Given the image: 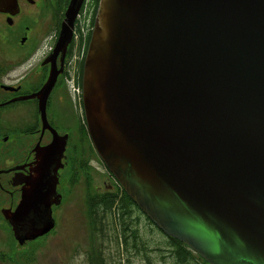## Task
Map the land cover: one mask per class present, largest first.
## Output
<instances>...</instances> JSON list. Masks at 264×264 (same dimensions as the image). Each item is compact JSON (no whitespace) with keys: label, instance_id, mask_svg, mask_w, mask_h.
<instances>
[{"label":"water","instance_id":"water-1","mask_svg":"<svg viewBox=\"0 0 264 264\" xmlns=\"http://www.w3.org/2000/svg\"><path fill=\"white\" fill-rule=\"evenodd\" d=\"M83 88L97 152L164 233L209 264H264V0H101ZM28 201L13 224L34 239L53 227Z\"/></svg>","mask_w":264,"mask_h":264},{"label":"flooded vegetation","instance_id":"flooded-vegetation-1","mask_svg":"<svg viewBox=\"0 0 264 264\" xmlns=\"http://www.w3.org/2000/svg\"><path fill=\"white\" fill-rule=\"evenodd\" d=\"M99 1L84 0L81 11L89 9L91 20ZM71 2L0 0V231L13 238L14 230H29V225L26 229L15 227L9 219L20 211L24 199L29 200L27 212L32 219L49 217L51 211L56 222L53 231L71 217L77 223L76 230H81L89 215L87 203L81 197L82 127L65 83L71 46L65 61L61 56L56 59L58 77L47 101L46 123L39 98L53 70L51 54H45L42 48L50 36L59 37ZM57 136L68 137L62 161L58 151L49 153ZM103 174L107 175L105 171ZM103 174H97L99 181L91 178L94 189L90 187L89 202V211L98 220L101 242L109 239L107 230H124L127 226L129 230H141V211L134 205L122 213L125 224L117 229L107 215L109 212L103 215L105 197L110 193L119 195L114 179L108 175L102 181ZM122 201L127 202L126 197L121 196ZM52 232L34 242L48 237H59L62 242L66 237L62 232L52 237ZM19 236L23 238L24 233L21 231ZM81 246L80 240L74 244L77 249Z\"/></svg>","mask_w":264,"mask_h":264},{"label":"rangeland","instance_id":"rangeland-1","mask_svg":"<svg viewBox=\"0 0 264 264\" xmlns=\"http://www.w3.org/2000/svg\"><path fill=\"white\" fill-rule=\"evenodd\" d=\"M72 104L73 101L70 98ZM79 119L81 123V127L85 125L84 119ZM82 121V122H81ZM82 129L81 134V167H82V176H81V184H82V195L87 193V188L90 186L94 189V185L91 183V178L95 177L97 181L101 180L97 174H103L105 171L102 162L99 160L97 154L93 152L91 147V141H89ZM104 175V174H103ZM108 175V174H107ZM107 175H104L102 181L106 178ZM108 177V176H107ZM75 211V210H73ZM72 211V212H73ZM84 216V214H83ZM146 219L142 220L141 230L142 236L146 237V239L153 242V244H158L159 241L165 242L166 238L160 232H156L152 234L150 232V228L147 227ZM87 220H84L82 224L81 230L77 229V223L75 222L74 218L71 217L69 220L66 221V224H60L59 230H55L52 232V237L55 236L56 233H65L66 237H63L62 242L61 238L54 237L51 238H44L39 240L35 245H27L25 248L20 246L17 248L14 243L11 241V236L5 234V232L0 231V264H91L90 260L87 257L92 251L91 244H88V233L90 231L87 229ZM119 233V230H112V232H108L109 239L104 241L103 249H105V255L107 257V261L109 264H148L146 261L142 259V257H136L135 255L132 257L127 255L125 246L121 245V242L118 246L114 238ZM141 233V231H140ZM74 234V235H73ZM77 234H79L77 236ZM80 236V237H79ZM118 237V236H117ZM77 240H80L82 247L81 249H77L74 247V244ZM14 241V240H13ZM9 242V244H8ZM4 245H6L4 247ZM154 245V246H155ZM153 246V247H154ZM22 247V248H21ZM21 248V249H20ZM154 249V248H153ZM27 251V255H25ZM5 254L6 259L4 260L1 257V254ZM134 253V252H132ZM35 256V260L33 257ZM99 254L97 255V258ZM132 257V258H131ZM128 258H131L130 263ZM155 258V257H154ZM13 262H11V261ZM153 264H165L159 262L157 258L153 261Z\"/></svg>","mask_w":264,"mask_h":264},{"label":"trees","instance_id":"trees-1","mask_svg":"<svg viewBox=\"0 0 264 264\" xmlns=\"http://www.w3.org/2000/svg\"><path fill=\"white\" fill-rule=\"evenodd\" d=\"M125 196L129 199L128 203L121 204V211H125L126 208L129 211L132 207L130 206L134 203L129 196L124 192ZM115 203V201L113 202ZM114 204H106L107 209L113 207ZM124 217V216H123ZM123 223L125 224V220L123 218ZM141 225H142V213H141ZM147 227L150 228V232L155 234L159 232V230H155L153 223H148ZM129 226L125 227L124 230H120V235L115 237L114 240L116 243L120 244L122 241L125 246V250L127 254L135 253L136 257H142L144 261L148 264H153L155 258L159 260V262L165 264H207L201 258L196 255L186 244L183 242L171 238L165 237L166 241H159L158 244H153L150 240L146 239V237L142 236V230L140 235V230H129ZM155 245V246H154ZM154 246V247H153ZM154 248V249H153ZM155 257V258H154ZM129 259V263H130ZM98 264H108L104 259L101 258V262Z\"/></svg>","mask_w":264,"mask_h":264}]
</instances>
